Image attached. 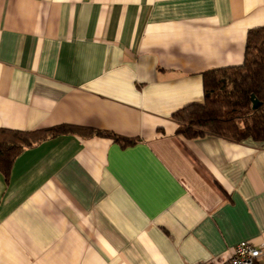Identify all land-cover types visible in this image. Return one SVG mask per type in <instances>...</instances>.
<instances>
[{
  "label": "crops",
  "instance_id": "crops-1",
  "mask_svg": "<svg viewBox=\"0 0 264 264\" xmlns=\"http://www.w3.org/2000/svg\"><path fill=\"white\" fill-rule=\"evenodd\" d=\"M264 0H0V129L73 125L0 173V264H264V142L187 139L203 73L243 63Z\"/></svg>",
  "mask_w": 264,
  "mask_h": 264
},
{
  "label": "trees",
  "instance_id": "trees-1",
  "mask_svg": "<svg viewBox=\"0 0 264 264\" xmlns=\"http://www.w3.org/2000/svg\"><path fill=\"white\" fill-rule=\"evenodd\" d=\"M204 102L191 104L171 119L178 124L177 134L187 139L216 136L240 143L264 142V27L247 32L244 60L238 67L203 73ZM260 106L252 109L250 97ZM77 134L106 138L122 147L137 139L73 125H58L33 132L0 129V173L7 177L15 158L25 149L59 135Z\"/></svg>",
  "mask_w": 264,
  "mask_h": 264
},
{
  "label": "built area",
  "instance_id": "built-area-1",
  "mask_svg": "<svg viewBox=\"0 0 264 264\" xmlns=\"http://www.w3.org/2000/svg\"><path fill=\"white\" fill-rule=\"evenodd\" d=\"M261 255L260 248H256L249 242H242L234 247L231 257L226 262L216 264H256Z\"/></svg>",
  "mask_w": 264,
  "mask_h": 264
},
{
  "label": "water",
  "instance_id": "water-1",
  "mask_svg": "<svg viewBox=\"0 0 264 264\" xmlns=\"http://www.w3.org/2000/svg\"><path fill=\"white\" fill-rule=\"evenodd\" d=\"M250 100L252 104V109L256 110L260 106L259 102L256 99H254L253 95L250 97Z\"/></svg>",
  "mask_w": 264,
  "mask_h": 264
}]
</instances>
